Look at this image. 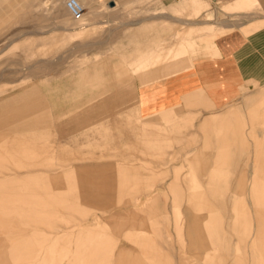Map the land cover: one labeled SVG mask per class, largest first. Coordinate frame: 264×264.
<instances>
[{
  "label": "rangeland",
  "instance_id": "374dc122",
  "mask_svg": "<svg viewBox=\"0 0 264 264\" xmlns=\"http://www.w3.org/2000/svg\"><path fill=\"white\" fill-rule=\"evenodd\" d=\"M183 1L196 5L191 12L186 10V16H195L199 12L198 0ZM252 6L239 11H246ZM222 7L213 11L204 10L202 14L200 23L210 20L215 24L214 32H200L196 25L191 27V32L186 36L192 40L193 47L186 50V55L200 47L201 35L212 34V37H216L226 31L218 17ZM91 12L84 0H0V99H3L0 112L3 104L10 106L3 114L8 118V129L2 130L1 135L9 140L15 137L28 142L39 141L35 149L43 151L36 154L34 164L47 178L43 177L37 188L57 199L52 205L39 206L38 211L30 216L33 221L15 217L8 219L15 225L7 222V225L0 226V240L4 242L8 262L0 259V264H38L40 259H44L42 264H78L79 258L91 248L89 237L96 236L86 231L77 235L76 230L80 225L91 223H99L95 229L100 232L99 236L115 245L104 264H114L119 248L132 250L142 264H151L152 259L159 264H232L238 255L248 250L242 244L237 245L239 249L231 244L227 252L222 246L216 248L210 245L207 249L209 255L206 258L202 256L203 249L187 233L184 198L189 194L203 193L214 208L209 213L210 226L220 221L224 223L226 218L232 216L233 200L249 199L252 203L253 195L248 191L255 187L264 188V184H252V169L246 165L249 157L248 160L257 167L256 173L264 176V169L258 167H264V163L253 161L257 154L252 152L261 148L247 145L241 151L238 147H232V162L216 169L215 172L222 176L211 183L206 174L213 169V159L219 149L217 146H204L205 133L197 129L194 132L182 129V132L176 133H189V136L169 137L168 121L162 120L161 125L157 124L142 118L136 109L134 119L132 117L126 121L123 116L126 107L134 104V99L129 100L130 97L115 103L111 109L97 110L87 121H75L83 111L98 107L104 99L120 89L114 84L113 78L117 74L112 72L109 64H116L114 69H125L124 65L118 64L123 58L125 64L128 63L134 70L128 86L131 96L137 80L140 84L143 72L159 66L157 56L165 53L174 35L169 40L154 42L149 50L137 48V51H128L121 45L118 47L116 41H110V36L104 40L110 27L107 26L109 20L88 22L84 15L88 14V18L92 19ZM144 12L154 14L159 11ZM206 14L210 15L209 19L205 17ZM263 24L264 21L251 23L248 26L252 28L246 32L245 27L243 32L249 33ZM188 28L183 25L176 32ZM213 46L211 38L204 41L207 51L211 52ZM108 79H112V82ZM47 81L49 84H43ZM18 97L19 112L27 114L30 121L13 123L10 99ZM191 97L187 96V101ZM76 104H82L81 109L68 113L70 115L64 114ZM229 109L236 112L229 113ZM166 112L170 111L163 113ZM222 113L227 117V124L241 127L236 133L257 135L245 137L249 142L264 139L261 136L264 135V79L240 87L237 97L214 116ZM220 125L222 123L215 122L214 128ZM146 127L161 136L156 146L149 147V152L143 151L144 146L140 143L145 134L142 128ZM196 152L208 158L205 174L189 166L188 159ZM0 154L3 155L2 152ZM261 155L264 156V153ZM16 160V156H12V162ZM5 165L7 163L0 159V169ZM74 168H79L78 175L84 180L99 179L101 174L105 176L102 184L104 193L97 196L98 199L86 200L80 191L78 194L65 192L80 190V186L72 185L78 180L67 176L69 170ZM118 182L129 184L121 186ZM94 188L95 185L83 187L84 190ZM151 188L157 190L156 199L151 196V199L143 200L142 194ZM117 191L124 193L119 195ZM109 197L134 199L139 206L133 209L134 201L127 204L128 211H134L127 215L131 225L121 227L118 232L113 230L107 219L108 212L97 209H109L111 204L122 202L105 200ZM179 197H183V200H179ZM222 200L226 203L225 209L219 208ZM69 206L75 210L68 211ZM118 212L122 216L126 213L122 209H118ZM177 214L182 218L180 229L175 227ZM196 217L200 219V215ZM69 229L75 230L72 240L67 242L62 237L56 245L68 247L70 254L65 258H48L51 237L55 232L63 234ZM241 235L238 232L232 238L234 240ZM17 243L28 245L30 256L15 259V251L11 247ZM144 244L148 246V254H145ZM1 248L2 245L0 252ZM37 253L40 255L37 256ZM260 263L258 254L255 258L244 256L239 260V264Z\"/></svg>",
  "mask_w": 264,
  "mask_h": 264
},
{
  "label": "crops",
  "instance_id": "0c3cea01",
  "mask_svg": "<svg viewBox=\"0 0 264 264\" xmlns=\"http://www.w3.org/2000/svg\"><path fill=\"white\" fill-rule=\"evenodd\" d=\"M198 3L200 6L199 12L195 16L188 17L184 13H186V10L191 12L196 5H188L183 0H84L87 8L93 11L91 12L93 16L90 17L92 19L88 18V14L84 15L88 22L101 23L109 20L107 26L110 27L104 40L109 39L107 37L110 36V41H116L118 47L121 45L128 51L134 52L137 51V48L143 51L149 50L154 46V42L169 40L174 35L165 53L157 56L159 66L143 72L144 76L140 79V84L137 80L135 92L133 90L131 96L128 86L134 70L128 63L125 64L123 58L118 64L124 65L125 69H114L116 64H109V67H112V72L117 74L113 78L114 84L120 89L104 99L98 107L88 108L79 114L80 117L74 120L87 121L90 116L96 114L97 110L111 109V106L115 103L130 97L129 100L134 99L133 106L135 108L132 105L126 107L123 114L126 121H129L132 117L134 119L136 109L142 118H148L157 124L161 125L163 121H168L170 125L169 137L189 136V133H176V131L182 132V129L189 132H194L197 129L205 133L206 142L204 146H217L219 149L213 159V169H209L208 174H206V178L213 183L215 182L214 179L222 176L215 170L220 169L224 163L228 165L232 162L230 157L232 147H238L243 151L242 149L247 145L258 146L261 148L260 150L255 149L252 151L257 154L253 161L264 163V156L261 155L264 153V139L260 141L255 139L249 142L245 137H257V135L236 133L241 127L227 124L225 114L214 116L216 112L223 109L237 97L240 87H247L252 82L264 79V24L249 33L243 32L245 27L246 32L252 28V26H248L249 24L264 21V0H198ZM249 6L252 7L246 11H239ZM220 7L222 8L218 13V17L223 27H226V31L216 37H212V34L201 35L200 47L193 53L186 55V50L193 47L192 40L186 35L191 32L194 25L197 26L200 32H214L215 24L213 22H210V20L200 22L204 10L210 9L213 11ZM145 10L159 12L151 14L144 12ZM160 10L162 11L160 12ZM205 17L209 19L210 15L206 14ZM211 21L213 20L211 19ZM183 25L190 28L183 32H176L177 30L180 31ZM208 38H211L214 45L211 52L204 48V41H207ZM117 56L120 57L119 54ZM104 62L107 61H102V63ZM109 82H112V79ZM43 84H49V81ZM103 90L105 91L106 87ZM187 96H192L190 101H187ZM2 100L0 99V105H2ZM10 100L12 113L14 114L12 117L13 123L20 120L23 122L24 120L30 121L29 118L27 119V114L22 115V112H19L17 105L20 98ZM81 105H74L72 109L67 110L64 114L70 115L74 111H78L81 109ZM8 106L9 104L7 106L3 104L0 112V153H3V155L0 154V159L7 163L0 169V226L7 225V222L11 223V226L15 225L14 222L8 221V219L15 217H25L32 220L30 216L38 211L39 206H49L57 201L49 192H40L37 188L41 184V179L43 177L47 178V175L40 173L39 168L36 166L34 170V154L36 157L38 152L43 151V149L41 151L35 149L39 141L32 140L28 142L25 139L15 137L9 140L4 139L1 135L2 130L8 129V118L3 116L4 111L5 113L8 111ZM164 111L170 112L163 113ZM231 112L234 113L236 110L229 109V113ZM215 122L222 123V125L214 128ZM142 130L145 134H143L140 143L144 146L143 151L149 152V147L156 146L157 140L160 139L158 137L161 136L149 127L142 128ZM261 136L264 137V135ZM12 156H16L17 160L15 162H12ZM248 159L250 160V158H247L246 165L249 166L250 170L252 169L251 175L253 173L252 178L254 180L252 184L263 186L264 176H259L256 173V165L253 166V162ZM188 161L190 168L205 174L207 169L205 163L208 161L205 155L196 152ZM258 167L264 169L262 166ZM79 171V168L69 170L67 176L78 180L72 182V185L80 186V190L78 189L75 192V189H71L65 192L78 194L80 191L86 200L98 199L97 196L104 193L102 184L105 182V176L101 174L99 179L84 180L78 175ZM46 184L49 183L46 182ZM117 184L122 186L129 183L118 182ZM86 185H95V188L84 190L83 187ZM238 188L241 189V185ZM111 192L113 195V191ZM248 192L253 195L252 203L249 202V199L233 200L232 216L226 218L224 223L220 221L211 224V226L209 213L214 208L208 198L203 193L189 194L184 198L187 233L191 236V240L203 249L202 256L206 258L209 255L207 249L210 248V245L216 248L222 246L227 252L231 244L236 245V249H239L238 244H242L244 249L248 251L238 255L232 264H239V260H242L244 256L255 258L257 254L261 261L260 264H264V188L257 189L255 187ZM123 193L117 191L119 195ZM142 195L143 200H149L151 196L156 199L157 190L151 188L144 191ZM178 199L182 201L183 197ZM105 200L122 201L116 203L117 205L111 204L109 209L97 208L100 212H108L107 219L115 232H118L125 225H131L127 215L132 214L134 211L129 212L127 204L134 201L135 205L132 208H139L134 199L123 200L121 197H109ZM219 208H226V203L223 200L219 203ZM118 209H122L126 213L122 216ZM67 210L73 211L75 208L69 206ZM177 215L175 227L180 229L182 218L179 214ZM196 215H200V219H197ZM98 225L99 223L80 225L79 229L76 230L77 235L82 231H86L90 235L95 233L96 236L95 238L89 237L91 248L79 258L78 264H104L109 254L114 251L115 245L109 243L110 240L100 237V232L95 230ZM74 232V229H71V231L69 229L63 234L55 232L51 237L52 243L48 248V258L67 257L70 254L68 247L57 246L56 243L62 237L70 242ZM238 232H241L242 235L233 240L232 236ZM0 245H2L0 259L8 263L2 240H0ZM147 247L144 244L145 254H148ZM11 250L15 251V259L21 260L30 256L28 252L30 247L25 244L17 243L11 247ZM115 254L114 264H142L132 250L119 248ZM36 255L39 256L40 253ZM43 262L44 259H40L38 264ZM151 264L159 263L152 259Z\"/></svg>",
  "mask_w": 264,
  "mask_h": 264
},
{
  "label": "bare ground",
  "instance_id": "6f19581e",
  "mask_svg": "<svg viewBox=\"0 0 264 264\" xmlns=\"http://www.w3.org/2000/svg\"><path fill=\"white\" fill-rule=\"evenodd\" d=\"M34 153H35V149H34ZM34 162H35V154H34ZM34 170H35V164H34ZM33 203H34V182H33ZM32 221H33V217H32Z\"/></svg>",
  "mask_w": 264,
  "mask_h": 264
},
{
  "label": "built area",
  "instance_id": "2783aa9c",
  "mask_svg": "<svg viewBox=\"0 0 264 264\" xmlns=\"http://www.w3.org/2000/svg\"><path fill=\"white\" fill-rule=\"evenodd\" d=\"M69 6V4H67ZM70 7V6H69Z\"/></svg>",
  "mask_w": 264,
  "mask_h": 264
}]
</instances>
